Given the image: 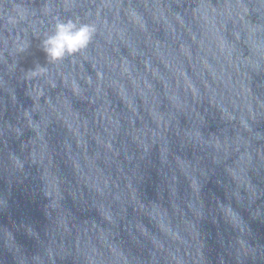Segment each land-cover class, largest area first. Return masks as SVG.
<instances>
[{"label": "water", "instance_id": "water-1", "mask_svg": "<svg viewBox=\"0 0 264 264\" xmlns=\"http://www.w3.org/2000/svg\"><path fill=\"white\" fill-rule=\"evenodd\" d=\"M0 264H264V0H0Z\"/></svg>", "mask_w": 264, "mask_h": 264}, {"label": "clouds", "instance_id": "clouds-1", "mask_svg": "<svg viewBox=\"0 0 264 264\" xmlns=\"http://www.w3.org/2000/svg\"><path fill=\"white\" fill-rule=\"evenodd\" d=\"M95 26L73 19L57 18L53 30L42 40V49L46 60L56 62L85 49L95 34ZM42 66L30 70L35 76L44 72Z\"/></svg>", "mask_w": 264, "mask_h": 264}]
</instances>
